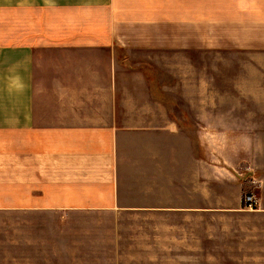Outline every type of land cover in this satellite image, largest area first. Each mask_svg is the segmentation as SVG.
Returning a JSON list of instances; mask_svg holds the SVG:
<instances>
[{"label": "crops", "instance_id": "crops-1", "mask_svg": "<svg viewBox=\"0 0 264 264\" xmlns=\"http://www.w3.org/2000/svg\"><path fill=\"white\" fill-rule=\"evenodd\" d=\"M0 264H264V0H0Z\"/></svg>", "mask_w": 264, "mask_h": 264}, {"label": "built area", "instance_id": "built-area-1", "mask_svg": "<svg viewBox=\"0 0 264 264\" xmlns=\"http://www.w3.org/2000/svg\"><path fill=\"white\" fill-rule=\"evenodd\" d=\"M258 205V197L254 192H249L244 195V206L247 208H255Z\"/></svg>", "mask_w": 264, "mask_h": 264}]
</instances>
